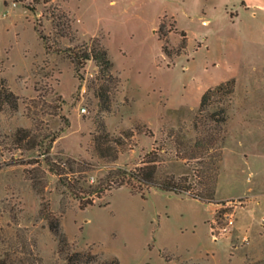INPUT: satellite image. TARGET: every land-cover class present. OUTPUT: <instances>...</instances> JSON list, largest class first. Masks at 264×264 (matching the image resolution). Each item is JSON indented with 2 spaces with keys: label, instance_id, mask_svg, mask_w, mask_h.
<instances>
[{
  "label": "rangeland",
  "instance_id": "1",
  "mask_svg": "<svg viewBox=\"0 0 264 264\" xmlns=\"http://www.w3.org/2000/svg\"><path fill=\"white\" fill-rule=\"evenodd\" d=\"M98 44L114 79L94 60L77 69L75 55ZM0 77L19 97L14 110L0 94V264H69L49 211L72 251L121 264H264V8L245 0H2ZM229 81L235 92L211 101L227 107V123L218 124L225 139L216 198L224 204L155 188L144 197L123 186L81 209L46 163L12 164L39 159L38 149L13 143L38 120L60 135L54 157L88 159L99 179L108 166L92 134L103 124L115 135L142 131L117 165L138 166L163 145L169 158L159 174L193 179L196 165L176 159L174 134L195 139L203 95ZM226 226L214 240L212 228Z\"/></svg>",
  "mask_w": 264,
  "mask_h": 264
},
{
  "label": "trees",
  "instance_id": "2",
  "mask_svg": "<svg viewBox=\"0 0 264 264\" xmlns=\"http://www.w3.org/2000/svg\"><path fill=\"white\" fill-rule=\"evenodd\" d=\"M40 36L45 39L42 34ZM182 36L184 49L188 39L186 32H183ZM97 46L92 51L87 49L83 54L75 55L77 69L83 68L87 61L94 60L101 74L114 79L111 72L114 63L107 49L100 44ZM163 49L171 56L166 46ZM226 89L228 94L232 95L235 92V81L211 88L203 95L200 109L194 118V128L198 134L195 139L189 138L182 132L174 134L176 159L189 165H196L193 179L188 175L159 174L169 158L163 145L154 146L143 156L138 166L130 168L117 165L120 155L136 146L134 139L142 131L139 128L127 129L120 135H115L110 133L103 124L98 126L96 133L92 134L94 150L98 158L105 160L108 166L105 175L99 179L92 174L99 166L88 159L68 154H63L61 158L54 157L52 148L60 135L49 128L41 127L38 120H35L34 129L19 128L13 143L16 149L22 151L38 149L39 159L35 161L16 159L12 164L26 163L42 166L46 163L49 172L56 175L59 182L79 201L81 209L95 205L96 200L102 199L107 192L123 186L129 187L133 192L144 197L147 191L155 188L168 193L186 194L206 204H224L225 201H218L216 198L223 155L221 145L225 139L224 130L222 134L218 124L227 123V107L213 109L211 101L215 95ZM0 94L3 103L9 104L14 110L18 109L19 97L7 86L6 80L2 77H0ZM220 113L223 115L222 119L217 117ZM65 120L69 125V120L66 118ZM150 134L153 135V132L150 131ZM26 173L37 187L36 178L32 175L33 169H27ZM47 218L50 221L51 231L57 237L59 251L65 255L69 264H121L117 257L103 259L93 250L72 251L67 235L61 230L59 218L50 211L47 213Z\"/></svg>",
  "mask_w": 264,
  "mask_h": 264
},
{
  "label": "built area",
  "instance_id": "3",
  "mask_svg": "<svg viewBox=\"0 0 264 264\" xmlns=\"http://www.w3.org/2000/svg\"><path fill=\"white\" fill-rule=\"evenodd\" d=\"M82 112L83 113H86L87 112V109L84 107L82 108ZM234 224V220L233 219H230L229 222H228V226L229 225H233ZM227 226L226 227H216V228H212V231H213V238L214 240L218 241L220 239V237L222 236L223 232H226L227 231Z\"/></svg>",
  "mask_w": 264,
  "mask_h": 264
},
{
  "label": "crops",
  "instance_id": "4",
  "mask_svg": "<svg viewBox=\"0 0 264 264\" xmlns=\"http://www.w3.org/2000/svg\"><path fill=\"white\" fill-rule=\"evenodd\" d=\"M247 2H252L253 4H257L261 8H264L263 0H245Z\"/></svg>",
  "mask_w": 264,
  "mask_h": 264
}]
</instances>
